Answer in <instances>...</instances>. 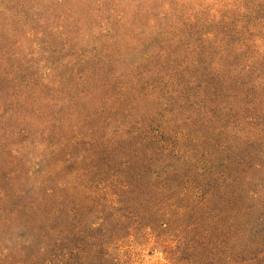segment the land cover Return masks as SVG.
<instances>
[{
  "label": "trees",
  "instance_id": "obj_1",
  "mask_svg": "<svg viewBox=\"0 0 264 264\" xmlns=\"http://www.w3.org/2000/svg\"><path fill=\"white\" fill-rule=\"evenodd\" d=\"M166 7L176 35L127 41L136 20ZM28 10L29 35L45 34L42 5ZM51 13L63 28L52 29L53 64L76 89L57 130L35 134L34 122L23 129L31 151L13 150L27 163L38 139H55L65 174L55 203L22 204L31 260L129 264L140 244L163 264H264V0H56ZM140 98L149 114L134 112ZM93 112L113 130L86 121ZM95 198L113 213L90 223Z\"/></svg>",
  "mask_w": 264,
  "mask_h": 264
},
{
  "label": "rangeland",
  "instance_id": "obj_2",
  "mask_svg": "<svg viewBox=\"0 0 264 264\" xmlns=\"http://www.w3.org/2000/svg\"><path fill=\"white\" fill-rule=\"evenodd\" d=\"M70 1L75 3L77 0ZM193 2L195 0H182L185 6L192 5ZM55 3L56 0H41L38 3L34 0H0V264H36V261L29 257L31 251H28V226L25 225V218H22L24 215L21 217L22 212H19L22 211L23 202L31 199L30 196L35 197L36 202L54 200L55 203L61 194L59 184L64 180V171L57 167L54 159L59 155V151L53 148L55 139H38L37 141L41 142V150L35 154L31 152L27 163L25 157L13 151L18 147L22 153L30 152L33 146L28 142L23 129L27 131L35 122L37 127L32 128L35 134H38L35 128L41 132L46 128L57 130L55 126L61 119V109L72 105L70 99L76 89L75 83L60 76L57 64H53L56 55L51 53V50L60 44L59 34L55 35L52 29L58 27L63 30L57 15L51 13ZM30 5H42L41 17L46 24L43 28L47 30L45 34H41L42 30L38 27L29 35L31 28L26 25L24 15L27 11L30 12ZM155 13L152 11L147 19L136 20V27L130 31L133 36L129 34L128 42L140 45L136 41L137 37L146 38L149 33H153L156 40L176 35L174 32L178 28V21L175 15L167 7L158 16H154ZM123 32L126 33V29ZM131 57V61H134L135 57ZM29 59L36 63V69H30ZM136 104L135 113H150V100L140 98ZM161 107L162 105L159 109ZM165 109V106L160 109V115H169ZM94 113L86 121L92 119V125H104L105 130H113L109 123L115 122H109L110 114L107 111H101V115L108 117V121H99V116ZM70 119L72 123L76 122L75 117ZM189 124H184L186 128H181L183 125H180L177 131L188 133L191 130L188 129ZM194 148V143L188 140L185 142L184 149L194 152ZM39 155L44 159L41 165L38 163L32 166L30 160L39 158ZM87 193L81 191L76 193V196L83 199ZM86 204L88 207L85 215L90 223H96L101 218L105 221V218L113 213L97 198L95 201L88 200ZM118 215L122 218L127 215L125 207L118 208ZM91 233L97 237L100 232L95 230ZM137 245L136 249L134 247L130 250L133 245L125 248V253L130 250L129 264L166 262L159 252L149 254L146 248ZM261 260L264 263V258Z\"/></svg>",
  "mask_w": 264,
  "mask_h": 264
}]
</instances>
